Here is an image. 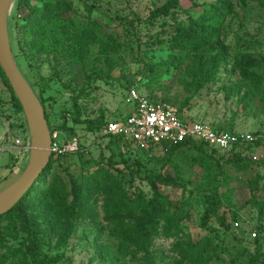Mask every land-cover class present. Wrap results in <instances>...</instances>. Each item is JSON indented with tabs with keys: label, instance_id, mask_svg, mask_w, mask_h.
Instances as JSON below:
<instances>
[{
	"label": "rangeland",
	"instance_id": "rangeland-1",
	"mask_svg": "<svg viewBox=\"0 0 264 264\" xmlns=\"http://www.w3.org/2000/svg\"><path fill=\"white\" fill-rule=\"evenodd\" d=\"M18 1L8 19L16 65L49 129L77 150L53 155L23 222L1 220L0 264H249L256 243L264 255V145L228 163L161 146L132 168L126 145L93 129L131 113L135 88L182 120L264 139V0H226V13L214 0ZM16 100L0 68V191L28 162ZM157 174L170 184L147 182ZM215 184L220 206L203 229Z\"/></svg>",
	"mask_w": 264,
	"mask_h": 264
},
{
	"label": "built area",
	"instance_id": "built-area-1",
	"mask_svg": "<svg viewBox=\"0 0 264 264\" xmlns=\"http://www.w3.org/2000/svg\"><path fill=\"white\" fill-rule=\"evenodd\" d=\"M128 100L133 106L131 113L123 119L106 123L102 132L119 139L134 152H150L164 145L175 147L192 140L203 142L210 150L227 154L232 149L239 150L263 139L261 135L219 131L204 122L182 120L174 109L141 95L135 88L128 91ZM76 150L75 142L64 145L57 140L55 133L51 134V155L63 156ZM252 236L255 237V233Z\"/></svg>",
	"mask_w": 264,
	"mask_h": 264
},
{
	"label": "water",
	"instance_id": "water-1",
	"mask_svg": "<svg viewBox=\"0 0 264 264\" xmlns=\"http://www.w3.org/2000/svg\"><path fill=\"white\" fill-rule=\"evenodd\" d=\"M15 0H0V68L13 91L23 113L30 145L28 162L19 177L0 191V216L9 212L33 187L51 157V133L44 109L31 85L16 65L10 44L8 19Z\"/></svg>",
	"mask_w": 264,
	"mask_h": 264
},
{
	"label": "trees",
	"instance_id": "trees-1",
	"mask_svg": "<svg viewBox=\"0 0 264 264\" xmlns=\"http://www.w3.org/2000/svg\"><path fill=\"white\" fill-rule=\"evenodd\" d=\"M24 2V0H19L18 1V5L22 4ZM242 3H244V0H242ZM176 6V3L174 2H168L164 5H162L159 9H156L155 11L151 12L150 15V19L154 20L156 18H158L159 16H167L169 14V10L173 7ZM67 7V5H66ZM214 13L215 12H220V13H226L228 10V6L226 5V0H214V3L212 5ZM189 27H191L190 29L192 30L191 32H195L196 28L194 27V25H190ZM186 39L184 40L185 42H188V34L185 35ZM192 40V39H189ZM184 41H181L182 43H185ZM180 42V41H177ZM6 79V78H5ZM7 81V80H6ZM32 90L35 92L34 88L31 86ZM36 94V93H35ZM37 96V94H36ZM37 98L39 99V97L37 96ZM152 99V98H151ZM40 103L43 107V102L40 100ZM14 107L21 112V107L18 103V101L16 100V102L14 103ZM44 109V107H43ZM176 113L178 115H181L178 111H176ZM45 115V112H44ZM46 119V118H45ZM48 124V122H47ZM105 126V125H103ZM99 128H104V127H93V129H99ZM55 130V128L50 129V133L52 134L53 131ZM219 131H222L224 129L218 128ZM234 133V132H232ZM255 135H260L259 133H254ZM109 138H113V137H109ZM116 140H119L117 138H113ZM264 145V139L259 140L258 142H256L253 145H247L245 147H242L239 150H235L232 149L229 153L227 154H222L220 152H218L217 150H210L206 147V145L203 142H199V141H192V140H187L184 143L175 146V147H169V148H173L175 150L177 149H181V148H190V149H194L195 151L205 154L207 156H209L210 158H213L216 161H221V162H235V161H240V160H244L246 159L247 155L250 153L251 149L253 147H258ZM165 146V145H164ZM168 147V146H165ZM127 151L128 153L131 155V161L132 164L128 167H132V168H140L143 164L141 162V158H139V154H143L146 152H134L128 145H126ZM53 158V155H51L48 165L46 166L45 170L42 172V174L40 175V177L38 178V185L39 183L43 180L45 173H46V169L48 168L51 159ZM137 172V171H136ZM147 182H152V181H157L162 185L167 186L168 184H170V181L168 180H164L161 174H157L154 176H150L147 177ZM37 185V186H38ZM33 187V189L31 190L30 194L32 193V191L37 187ZM219 190H220V186L218 184H215L211 191H210V196L206 198V208L203 212V214L201 215L200 219H199V225L201 228H205L206 224L209 222V220L212 218V216L216 215L217 213V209L220 206V200H219ZM29 194V195H30ZM28 195V196H29ZM27 196V197H28ZM24 197L15 207H13L9 212H7L6 214L0 216V222L3 218L8 217L12 214H16L19 218L20 221H24L25 218L22 214L21 211V204L22 202L27 198ZM252 202L254 203V205H256V207H258V203L256 202L254 193L252 192V196H251ZM162 202V201H161ZM159 204V199H151L147 204H146V208H145V212L148 215H154V213L152 214V210L154 208H156V206ZM141 232L143 234V238H145V231H143L141 229ZM249 264H264V255L261 249V246L256 243L255 244V248H254V252L253 255L250 257L249 259Z\"/></svg>",
	"mask_w": 264,
	"mask_h": 264
},
{
	"label": "crops",
	"instance_id": "crops-1",
	"mask_svg": "<svg viewBox=\"0 0 264 264\" xmlns=\"http://www.w3.org/2000/svg\"><path fill=\"white\" fill-rule=\"evenodd\" d=\"M185 120L186 121H188V122H197V121H199V122H204V121H201V120H196L194 117H192L191 115H185ZM204 123H206V122H204ZM208 124V123H207ZM210 124V123H209ZM212 127H214V125L213 124H210ZM217 128V127H216ZM222 129V128H221ZM227 131H229V130H227Z\"/></svg>",
	"mask_w": 264,
	"mask_h": 264
},
{
	"label": "bare ground",
	"instance_id": "bare-ground-1",
	"mask_svg": "<svg viewBox=\"0 0 264 264\" xmlns=\"http://www.w3.org/2000/svg\"><path fill=\"white\" fill-rule=\"evenodd\" d=\"M11 13V12H10Z\"/></svg>",
	"mask_w": 264,
	"mask_h": 264
}]
</instances>
